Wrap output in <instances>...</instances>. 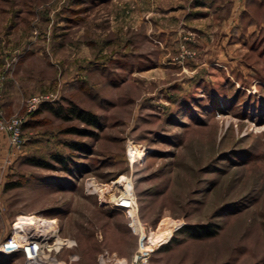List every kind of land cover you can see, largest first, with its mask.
Segmentation results:
<instances>
[{
	"label": "rangeland",
	"instance_id": "rangeland-1",
	"mask_svg": "<svg viewBox=\"0 0 264 264\" xmlns=\"http://www.w3.org/2000/svg\"><path fill=\"white\" fill-rule=\"evenodd\" d=\"M8 48L25 56L0 69L2 113L27 121L18 146L0 130V247L48 236L58 264H264V2L0 0ZM72 105L98 125L53 112ZM28 217L52 229L15 227Z\"/></svg>",
	"mask_w": 264,
	"mask_h": 264
},
{
	"label": "built area",
	"instance_id": "built-area-1",
	"mask_svg": "<svg viewBox=\"0 0 264 264\" xmlns=\"http://www.w3.org/2000/svg\"><path fill=\"white\" fill-rule=\"evenodd\" d=\"M49 101L48 97L37 96L28 101V113H32L38 109L42 103ZM2 97L0 94V130L5 131L10 135V140L13 145L21 144L22 126L26 123V116L15 117L11 120L4 118L2 113ZM126 200V202L124 201ZM124 204L126 206H124ZM116 206L124 210H132L135 202L130 197H121ZM48 236H32L25 239L12 237L3 242L0 247V252L3 254L20 253L28 264H58L57 261H51L46 256V249L48 248Z\"/></svg>",
	"mask_w": 264,
	"mask_h": 264
},
{
	"label": "trees",
	"instance_id": "trees-1",
	"mask_svg": "<svg viewBox=\"0 0 264 264\" xmlns=\"http://www.w3.org/2000/svg\"><path fill=\"white\" fill-rule=\"evenodd\" d=\"M48 106V102L46 103H42L39 107H38V110L41 108V107H45L47 108ZM53 112H55L56 115L58 116H63L65 118H78L80 120H82L83 122L85 123H88L92 126H97L98 125V122H97V118L92 115L91 113H88V112H85V111H82V110H79L76 106L72 105V106H69V107H60L58 109H54ZM65 112V115H63L62 113ZM32 113H35L32 112ZM30 113V114H32ZM72 132H78L80 133L81 130H78V129H71ZM70 146L76 150V151H80V152H86V147H82L80 143L78 142H75V143H71ZM58 162L61 163L62 165V168L68 170V165L70 164L68 159H64V158H58L56 157ZM73 159V158H72ZM36 164H39L41 166H45V167H48V163L46 162H37ZM195 233L197 234L198 237H202V235H212L213 234V231L209 230V229H203L202 228H199V229H195ZM194 233V234H195ZM20 255V253H11V254H3V255Z\"/></svg>",
	"mask_w": 264,
	"mask_h": 264
},
{
	"label": "crops",
	"instance_id": "crops-1",
	"mask_svg": "<svg viewBox=\"0 0 264 264\" xmlns=\"http://www.w3.org/2000/svg\"><path fill=\"white\" fill-rule=\"evenodd\" d=\"M198 3L202 4V8L210 10V8H213L217 6V4L221 1L230 2L235 5L236 7H242L247 0H196ZM260 3H263L264 0H259ZM13 50L4 49V51H0V69L1 71L5 72L9 68V66L14 63H21L24 62V52H21L20 50H16L13 48Z\"/></svg>",
	"mask_w": 264,
	"mask_h": 264
},
{
	"label": "bare ground",
	"instance_id": "bare-ground-1",
	"mask_svg": "<svg viewBox=\"0 0 264 264\" xmlns=\"http://www.w3.org/2000/svg\"><path fill=\"white\" fill-rule=\"evenodd\" d=\"M116 183H123L122 180H118ZM113 197V196H112ZM111 197V198H112ZM126 202V200H124ZM124 206H126L124 204ZM119 207V206H117ZM53 222L54 220H51V221H47L43 218H39V217H28V218H24L22 220H19L17 223H16V228L18 227H26V228H29L30 229V226L33 225L35 227V225L37 224H41L42 227L44 228V230H49V229H52L50 226L53 225ZM25 228V229H26ZM19 233V232H18ZM25 237V236H24ZM21 239V237H18ZM27 238V237H26ZM58 244H61L63 245V241L62 239H58ZM142 251H145V250H142ZM141 252V251H140Z\"/></svg>",
	"mask_w": 264,
	"mask_h": 264
}]
</instances>
